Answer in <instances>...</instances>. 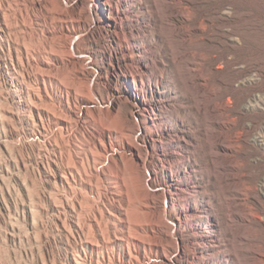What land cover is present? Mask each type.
<instances>
[{
	"label": "rangeland",
	"instance_id": "374dc122",
	"mask_svg": "<svg viewBox=\"0 0 264 264\" xmlns=\"http://www.w3.org/2000/svg\"><path fill=\"white\" fill-rule=\"evenodd\" d=\"M74 1L86 12L80 35L73 39L77 49L73 57L83 61L76 68L58 67V80L79 94L86 86L93 87L94 105L105 109L109 103H119L120 112L140 126L135 143L147 157L148 169L159 173L153 190L164 187L162 165L168 168L164 159L171 149L186 156L170 168L178 172L188 191L203 188L195 195L198 208L213 212L222 233L242 242L241 250L233 249L241 264H264V0H119L113 4L120 11L125 2L129 5L131 21L123 23L125 30L143 32L135 39L134 54L142 64L148 63L146 81L151 86L139 87L144 96L141 104L154 105L161 127L173 139L169 148L162 147L157 131L144 124L142 109L124 102L126 95L134 102L125 81L116 82L112 76L118 61L128 56L123 40L98 23L96 0ZM74 1L55 0L49 7H70ZM65 54L64 59L71 60ZM2 57L0 51V264H73L67 222L48 173L49 146L42 136L33 135L31 117ZM73 72L81 80L70 79ZM47 108L60 109L56 104ZM51 129L45 125L46 133ZM177 136L188 142L189 153H184ZM82 141V132L73 130L70 144ZM234 213L243 221L236 223ZM180 234L188 254L175 264H192L191 237L183 230L174 237ZM203 264L237 263L233 257L227 263L219 257Z\"/></svg>",
	"mask_w": 264,
	"mask_h": 264
},
{
	"label": "bare ground",
	"instance_id": "6f19581e",
	"mask_svg": "<svg viewBox=\"0 0 264 264\" xmlns=\"http://www.w3.org/2000/svg\"><path fill=\"white\" fill-rule=\"evenodd\" d=\"M53 1L0 0V51L10 82L15 84L25 112L31 117L33 135L42 136V141L49 146L48 173L57 192L55 200L60 201L67 222L64 224L74 248L73 264L181 263L188 254L185 237L174 236L182 230L191 237L192 264L219 257H224L225 263L227 258L233 257L241 264L239 254L233 249L241 250L242 242L235 243L228 234H223L213 212L196 205L195 195L203 193V188L188 191L178 172L170 168L186 156L170 148L164 159L168 168L162 165L164 187L153 190L159 183V173L148 169L147 157L141 155L135 143V133L140 126L120 112L119 103H109L105 109L94 105L93 87L88 85L84 93L79 94V90L58 80L55 73L58 67H75L82 60L73 57L77 50L73 39L86 12L78 1L71 0L74 2L70 7L56 9L49 7ZM118 1H95L100 16L98 23L106 32L121 38L128 53L123 62L118 61L112 76L116 82L125 81L127 92L134 93V102L126 94L124 102L142 109L144 124L157 131L162 147L169 148L173 139L170 140L168 130L161 127L154 105L141 104L144 96L139 87L151 86L146 81L148 63L142 64L141 57L134 54L135 39L143 32L123 28V23L131 21L129 5L125 2L120 11L113 8ZM104 13L106 16L102 17ZM65 53L71 60H65L68 56L64 59ZM69 78L75 80L82 76L73 72ZM195 83L199 85L198 81ZM108 87L112 88L109 81ZM48 104H56L60 109H48ZM46 124L52 127L47 133ZM73 130L82 132V144H70ZM63 137L64 141L58 142ZM175 138L181 141L183 152L189 153L188 142L180 136ZM235 213L233 220L242 222ZM172 219L176 220V225L169 222Z\"/></svg>",
	"mask_w": 264,
	"mask_h": 264
}]
</instances>
